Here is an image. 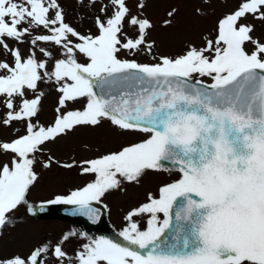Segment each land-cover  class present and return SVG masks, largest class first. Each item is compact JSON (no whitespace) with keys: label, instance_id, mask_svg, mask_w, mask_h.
Returning <instances> with one entry per match:
<instances>
[{"label":"snow or ice","instance_id":"snow-or-ice-1","mask_svg":"<svg viewBox=\"0 0 264 264\" xmlns=\"http://www.w3.org/2000/svg\"><path fill=\"white\" fill-rule=\"evenodd\" d=\"M73 2L89 12L100 5L87 33L67 21L61 0H0V52L12 61L0 60V126L19 125L13 139L0 140V157H8L0 160V240L21 208L35 214L27 197L37 166L89 178L40 208L72 206L71 215L93 223V204L125 183L138 185L150 171L178 177L126 213L118 233L126 244L83 237L69 255L66 243L82 236L70 232L5 255L0 243V264H264V39L254 35L264 0H235L201 44L186 42L174 55L155 52L149 0ZM177 12L170 8L160 26L171 27ZM25 43L27 54L18 47ZM139 55L152 62L128 58ZM41 83L56 93L47 124L39 120ZM105 123L144 136L70 162L40 159L48 144ZM174 211L184 228L165 239Z\"/></svg>","mask_w":264,"mask_h":264},{"label":"rangeland","instance_id":"rangeland-1","mask_svg":"<svg viewBox=\"0 0 264 264\" xmlns=\"http://www.w3.org/2000/svg\"><path fill=\"white\" fill-rule=\"evenodd\" d=\"M62 6L66 9V18L73 27H76L82 33H87L92 26V13L99 14V4L90 12L85 9H77L73 0H61ZM130 7L134 5L130 4ZM235 6V0H213L211 5H205L202 0H149L145 15L156 24V28L151 34L157 43L155 50L157 55H174L179 53L186 42L201 44V35L212 33L215 21L223 12L230 10ZM176 7L178 12L174 18V23L169 28H162L160 22L165 18L166 12ZM196 8L203 9L207 14L200 16L195 12ZM43 34L42 30L34 33ZM131 35V33H129ZM254 35L264 39V26L257 24V30ZM9 47H16L13 41H7ZM49 47L48 45H41ZM23 54H27L29 44L18 45ZM50 51L55 50L49 47ZM122 58H124L122 56ZM136 59L139 62H152L151 57L139 55L128 57ZM0 60H11V56H5L0 52ZM39 91L44 93L42 102V112L39 115L41 123L47 124L54 116V107L56 93L53 86L49 84H40ZM31 98V93H29ZM7 111L0 103V117ZM19 125L13 123L12 127L5 128L0 126V140L10 141L14 138L15 128ZM144 134L138 132H117L107 123L98 129H79L76 133L57 140L55 143L46 146L45 155L40 159H46L47 155H52L62 162H70L72 157L77 160L98 154V151H111L118 149L121 145L139 142ZM7 156L0 157V160L6 161ZM39 176V182L32 187L27 199L35 208L39 203L51 199L55 194H63L76 187L82 186L89 179L87 176L78 175V170L66 171L58 167L51 170H42L36 167ZM178 177L175 171L148 172L143 176L138 185L125 183L123 190L114 191L106 195L103 204L107 205L106 229L103 232H93L82 229L77 223L62 220L57 216L46 215L36 216L26 213L24 208L16 214L15 222L9 225L0 240L3 245L4 254L10 252L25 251L41 242L55 243L64 234L76 232L82 234L81 238H73L65 245V251L69 255H74V250L78 249L83 237H104L113 241L123 240L118 233L125 226L126 221L123 217L133 207L146 200L148 192L156 194L158 188L165 183H170ZM141 228L145 222H141Z\"/></svg>","mask_w":264,"mask_h":264},{"label":"water","instance_id":"water-1","mask_svg":"<svg viewBox=\"0 0 264 264\" xmlns=\"http://www.w3.org/2000/svg\"><path fill=\"white\" fill-rule=\"evenodd\" d=\"M93 207H96L99 209V219L95 223L88 220L86 217L71 215V212L73 211L72 206H63V207H60L57 209H52V208L44 206L43 208H39V211L55 212L58 216H61V217L66 216V217L71 218V219H76L81 224H83L85 227H89V228H93V229L102 228L103 215H104L103 209L96 204H93ZM183 228H184V223L182 221H177L175 219V211H174L172 213V219L170 222V230L168 231V234L165 237V239H170L173 235H175L177 233L178 229H183ZM123 244H126V243H123Z\"/></svg>","mask_w":264,"mask_h":264}]
</instances>
